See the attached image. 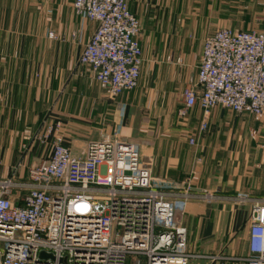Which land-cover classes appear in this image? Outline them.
Instances as JSON below:
<instances>
[{"label":"crops","instance_id":"1","mask_svg":"<svg viewBox=\"0 0 264 264\" xmlns=\"http://www.w3.org/2000/svg\"><path fill=\"white\" fill-rule=\"evenodd\" d=\"M74 1L0 0V180L20 164L15 179L28 183V169L58 137L76 157L91 141L119 138L139 147L156 185L212 194L191 199L176 220L189 252L245 264L239 259L255 243L251 215L264 206V120L217 107L200 133L199 106L179 113L184 90L198 81L205 39L223 28L264 31V0H129L144 63L138 88L116 99L79 63L98 24L77 16ZM58 123L47 143L36 140Z\"/></svg>","mask_w":264,"mask_h":264},{"label":"built area","instance_id":"2","mask_svg":"<svg viewBox=\"0 0 264 264\" xmlns=\"http://www.w3.org/2000/svg\"><path fill=\"white\" fill-rule=\"evenodd\" d=\"M73 10L98 24L80 65L110 99L136 90L144 59L141 23L129 0H75ZM183 99L181 117L196 106L202 109L200 133L217 107L264 120V31L223 28L208 36L198 81L184 90ZM60 127H49L36 140L47 143ZM189 143L196 146L197 138ZM20 166L0 180V264H215L223 259L189 252L187 229L176 222L191 199H212V194L197 196L185 183L156 185L133 143L91 141L76 157L58 137L48 157L28 169L26 184L15 179ZM16 191L26 194L16 198ZM251 224L255 243L239 260L264 264V206L253 209Z\"/></svg>","mask_w":264,"mask_h":264},{"label":"water","instance_id":"3","mask_svg":"<svg viewBox=\"0 0 264 264\" xmlns=\"http://www.w3.org/2000/svg\"><path fill=\"white\" fill-rule=\"evenodd\" d=\"M41 257H44V258H51V259L54 258L53 255H47V254H45V253H42V254H41Z\"/></svg>","mask_w":264,"mask_h":264},{"label":"rangeland","instance_id":"4","mask_svg":"<svg viewBox=\"0 0 264 264\" xmlns=\"http://www.w3.org/2000/svg\"><path fill=\"white\" fill-rule=\"evenodd\" d=\"M13 171H14V170L10 168V169H6L5 172H6V173L8 172V175H9V174H11V172H13ZM197 264H198V263H197Z\"/></svg>","mask_w":264,"mask_h":264}]
</instances>
